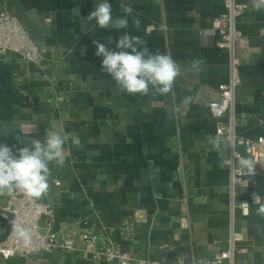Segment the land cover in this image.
<instances>
[{
	"label": "crops",
	"instance_id": "1",
	"mask_svg": "<svg viewBox=\"0 0 264 264\" xmlns=\"http://www.w3.org/2000/svg\"><path fill=\"white\" fill-rule=\"evenodd\" d=\"M237 27L243 65L235 93L236 132L246 139L264 136V9L253 0ZM100 0H0V13L16 16L31 39L45 50L41 64L0 54V143L23 146L45 138V130L65 136V166L50 165L49 191L39 200L55 211L54 232L73 237L83 249L85 234L121 246L132 258L161 263L207 259L226 249L231 225L229 173L223 153L207 140L217 120L208 104L228 81V54L217 46L214 18L225 12L221 0H109L113 18L128 28L100 29L88 15ZM131 4L132 15L123 6ZM133 16L141 21L132 25ZM127 32L151 52L171 54L182 67L166 96L129 95L103 73L93 41L116 50ZM202 58V71L191 61ZM192 96L187 110H177ZM150 110L143 109L149 106ZM240 190L264 203V172ZM12 195V194H11ZM11 195L0 197V243L11 231L1 211ZM260 203L248 217L235 212L248 255L239 264H264V216ZM124 221L134 230L128 239ZM0 264H109L84 253L55 251L33 258H0Z\"/></svg>",
	"mask_w": 264,
	"mask_h": 264
},
{
	"label": "built area",
	"instance_id": "2",
	"mask_svg": "<svg viewBox=\"0 0 264 264\" xmlns=\"http://www.w3.org/2000/svg\"><path fill=\"white\" fill-rule=\"evenodd\" d=\"M225 12L214 18L211 31L218 36L217 46L228 54V81L221 85L215 96L212 97L208 108L217 120L216 137L228 145V154L222 164L229 173L228 194L230 198L231 225L226 249L207 259L185 260L179 258L173 262L161 263L151 259L132 258L121 246L98 236L85 234L82 241L85 247H76L71 235L59 237L54 232L55 211L53 207L25 196L23 193H13L1 215L11 225L8 237L0 243V258L9 260L16 257L33 258L55 251L69 253L84 252L96 261L105 259L109 264H239V259L248 255L249 249L242 244V234L237 229L235 212L240 210L248 217L250 205L259 201L239 200L240 190L251 187V178H257L264 172V136L256 140L246 139L236 132L235 93L242 83L240 68L243 65L239 44L244 41L243 34L237 27L238 19L248 10L246 3L239 0H221ZM14 53L22 59L41 64L45 50L38 46L30 37L19 19L8 13H0V54ZM251 158L256 162L255 175L249 176L246 170L241 169L239 159ZM22 223L31 231V243L25 246L12 231V223ZM135 224L124 221L122 224L125 239H128Z\"/></svg>",
	"mask_w": 264,
	"mask_h": 264
},
{
	"label": "clouds",
	"instance_id": "3",
	"mask_svg": "<svg viewBox=\"0 0 264 264\" xmlns=\"http://www.w3.org/2000/svg\"><path fill=\"white\" fill-rule=\"evenodd\" d=\"M255 10L264 9V0H253ZM127 15H132L131 4L123 6ZM89 20H95L100 29H127L126 18H113L112 5L109 0H100L93 11L88 15ZM141 21L138 16H133L132 25L139 29ZM97 57H102L100 70L111 76L115 84L129 95H142L153 98L168 95L174 86L176 79L183 75L182 67L173 60L171 54L151 52L137 36L124 32L115 41L116 50L110 49L107 44L99 40L93 41ZM204 60L197 58L191 61L193 71H202ZM192 96H186L181 100L177 110H187L193 103ZM149 106L143 110H150ZM23 146H9L0 143V197L8 196L15 192L39 200L49 191L50 165L64 167L65 136L59 129L45 130V138L30 139L27 144L16 137ZM208 143L217 151L223 153L219 137L209 135ZM241 169L246 170L249 176H254L256 162L251 158L239 159ZM253 201H259L260 195L253 192ZM256 214L264 216V203L256 209ZM12 231L25 246L31 243V231L22 223H12Z\"/></svg>",
	"mask_w": 264,
	"mask_h": 264
}]
</instances>
